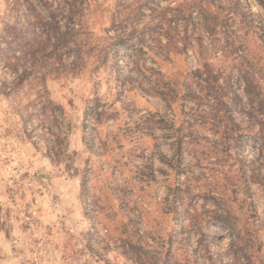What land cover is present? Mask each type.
Returning <instances> with one entry per match:
<instances>
[{
	"label": "rangeland",
	"instance_id": "rangeland-1",
	"mask_svg": "<svg viewBox=\"0 0 264 264\" xmlns=\"http://www.w3.org/2000/svg\"><path fill=\"white\" fill-rule=\"evenodd\" d=\"M75 2L0 0L52 50L17 93L29 61L0 66V264H264V0ZM79 16L77 51L52 30ZM222 190L251 261L210 218Z\"/></svg>",
	"mask_w": 264,
	"mask_h": 264
},
{
	"label": "trees",
	"instance_id": "trees-1",
	"mask_svg": "<svg viewBox=\"0 0 264 264\" xmlns=\"http://www.w3.org/2000/svg\"><path fill=\"white\" fill-rule=\"evenodd\" d=\"M70 1L71 3L68 4L75 5V0H69V2ZM45 3L48 4V2L46 1ZM49 15L50 21H53L54 25H57V19L54 10H50ZM54 30L52 31L55 39L63 38L65 39L64 42L66 45L72 42L75 46V50L80 51L82 49L83 42H81V40L82 34L86 31V23L82 21L80 16L66 30L62 32L56 31L57 29ZM44 36L45 38L43 40H37L34 34L25 36L14 25H10L0 29V66L8 67L13 72L17 73L21 58L24 57L27 61H29L30 64L28 70L24 69L23 72H21L20 74L18 73L9 86H6V83L2 82L4 89H8L7 92L17 93L18 87L22 85L23 81H26L28 85L32 86V83L34 81H44L46 79L48 70H45L47 66L45 57L49 56L52 50L46 53V48L51 41V35L49 34V32H46ZM38 49L41 50V56H43L40 57V59L36 57L37 51H39ZM45 53L47 54L46 56L43 55ZM40 113H44L43 110H40V112L37 111L36 116H39ZM181 148L182 142L181 138L179 137L175 142L172 156L170 158H167V164L175 170L179 165ZM248 178L252 182L255 181L253 175L249 176ZM242 183H244L245 187H247L246 184L248 183L246 179H243ZM222 191L223 192L221 196L215 198L217 208L211 211L212 214L210 218L211 220L223 225L230 234L235 236L236 240L234 241V244H237V242L238 245L242 244L243 251L245 253L244 255L247 261H251V254L247 252V249H251L252 247H255L256 249L258 248L259 243L257 242L256 231L254 230L252 224H250L249 226H242V228L236 226L237 224L234 219L235 217L233 216L231 208L228 205V201L224 196L225 192L224 190ZM249 203L251 205V202H248L247 204ZM251 215L255 216L252 207ZM140 261H142L141 264H151L149 260H146L144 257L140 258Z\"/></svg>",
	"mask_w": 264,
	"mask_h": 264
}]
</instances>
